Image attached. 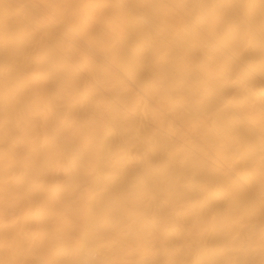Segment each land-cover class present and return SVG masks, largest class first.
I'll list each match as a JSON object with an SVG mask.
<instances>
[{"label":"bare ground","instance_id":"bare-ground-1","mask_svg":"<svg viewBox=\"0 0 264 264\" xmlns=\"http://www.w3.org/2000/svg\"><path fill=\"white\" fill-rule=\"evenodd\" d=\"M0 264H264V0H0Z\"/></svg>","mask_w":264,"mask_h":264}]
</instances>
